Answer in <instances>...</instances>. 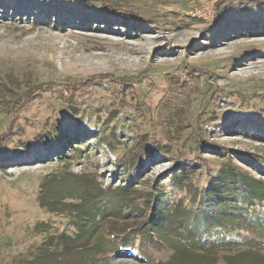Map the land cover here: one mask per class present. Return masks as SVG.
<instances>
[{
  "label": "rangeland",
  "instance_id": "rangeland-1",
  "mask_svg": "<svg viewBox=\"0 0 264 264\" xmlns=\"http://www.w3.org/2000/svg\"><path fill=\"white\" fill-rule=\"evenodd\" d=\"M227 164L264 189V0H0V264H264V202L170 185ZM87 186L75 242L60 201Z\"/></svg>",
  "mask_w": 264,
  "mask_h": 264
},
{
  "label": "trees",
  "instance_id": "trees-1",
  "mask_svg": "<svg viewBox=\"0 0 264 264\" xmlns=\"http://www.w3.org/2000/svg\"><path fill=\"white\" fill-rule=\"evenodd\" d=\"M100 1V0H99ZM102 3V2H101ZM113 11V10H111ZM119 13V14H117ZM115 15H119L121 18V22L125 23L127 21V17H123V12H114ZM68 88L69 85L67 86ZM187 165V164H186ZM184 165V166H186ZM187 169V168H184ZM64 179V178H63ZM132 176L127 178V182L131 181ZM51 181L45 184L42 183L39 190V200L42 206L52 207L56 206L57 201L48 200V193L51 186ZM170 185L179 188H186V190L190 191L192 194V202L195 204H200L201 196H207L215 205V210L218 211L219 215L227 216L230 214L229 210L233 208L242 207L244 205H256L258 202H264V189L262 188V181L250 176L246 172H242L236 168V166L227 164L226 166H221L220 169L216 172V174L208 173V180L205 182L206 184L202 186L199 190L194 186L189 184L181 183L179 177L172 176L170 180ZM80 191L79 194L74 195L73 192L75 188H69V194L61 197L63 198L62 202L65 206V211L70 213V224L74 227L73 235H67V238L70 240L83 241L88 240L92 237L94 233V228H96V218L100 215L99 208L96 207L95 201H93V197L89 196V188L85 187ZM126 187L117 188V192L114 193V196H121L124 194ZM154 195L155 203L157 204L158 197L161 195V192L157 190V192H152ZM159 194V195H158ZM65 198L71 199L70 201L63 202ZM160 200V199H159ZM58 203V202H57ZM158 210L152 209L150 212L151 218H158L159 213ZM212 222V221H211ZM213 223V222H212ZM63 235H59L57 242H62ZM65 239H63L64 241ZM53 242H49L48 245H52ZM81 249V252H85V256L87 258L93 259L97 261L101 256L109 253V250H99L90 245H86L83 243H78ZM75 245V244H73ZM83 245L85 247H83ZM69 247L65 246V248ZM58 259H60L61 254L55 255ZM10 264H45L41 261V257L39 253H35L31 255L27 259H13Z\"/></svg>",
  "mask_w": 264,
  "mask_h": 264
},
{
  "label": "bare ground",
  "instance_id": "bare-ground-1",
  "mask_svg": "<svg viewBox=\"0 0 264 264\" xmlns=\"http://www.w3.org/2000/svg\"><path fill=\"white\" fill-rule=\"evenodd\" d=\"M217 52V51H216Z\"/></svg>",
  "mask_w": 264,
  "mask_h": 264
}]
</instances>
